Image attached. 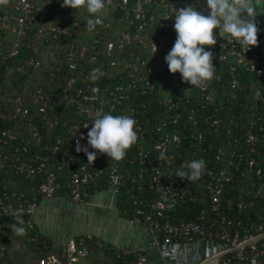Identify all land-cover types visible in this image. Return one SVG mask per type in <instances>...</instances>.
<instances>
[{"label": "trees", "instance_id": "obj_1", "mask_svg": "<svg viewBox=\"0 0 264 264\" xmlns=\"http://www.w3.org/2000/svg\"><path fill=\"white\" fill-rule=\"evenodd\" d=\"M134 1V0H133ZM191 0H182L179 4H187ZM197 1V0H196ZM38 19L36 28L65 23L73 32L68 36L69 43L75 50L86 46L90 49L94 45L93 31L72 28L75 19L89 14L83 8L69 12V8L62 7L63 0L53 1V7L45 5L46 0H37ZM198 3V1H197ZM199 4V3H198ZM106 19H112L119 25L118 18L121 13L111 14L106 8L102 11ZM123 25H126L125 23ZM99 46L104 48L108 39H117L109 29L101 30ZM217 40V35H216ZM33 31L24 39L21 53L4 60L0 56V106L9 102V99L21 94L29 96L28 92L38 95L41 93L44 100H40L44 110H33L30 118L32 126L24 128L16 119L9 120L0 116V125L19 134L18 139L10 145H5L4 151L8 154L5 165L0 164V197L12 201L14 205L19 201L32 200L33 184L22 180L16 173L15 159L12 151L26 161L28 157L35 159L37 155H49L54 163L60 184L57 196L71 195V179L75 171L85 165L92 178L82 183L83 191L87 196L97 190L111 187L110 173L113 166H117L122 174V183L117 195L119 206L124 215L130 219L137 212V207L142 210L150 209L167 189L177 194V201L167 210L170 219L174 222L192 221L206 210L211 209L208 199L207 185L223 172L224 179L223 204L232 217L240 215L246 220L264 222V197L261 196L264 179L250 171V142L249 131L254 133L258 140L254 157L255 168H264V79L257 77L243 67L236 60L229 58L220 60L213 46H209L213 53L214 74L220 75L219 79L211 80L207 87L192 86L184 83L180 73L172 74L169 71L165 57L167 51L152 53L138 46L130 47L135 51V56L125 58L126 53L115 51L111 56L101 53V62L85 63L89 69L100 68L104 73L95 83L100 90L95 94L99 96L96 101H83V106H102L100 99L107 94V89H114L123 85L125 89L136 76H129V71L134 69L125 66V62L138 65L146 60L152 67L151 76L155 79L154 89L143 93L140 87H145L146 80H138V87L127 89V98L117 103L111 113L114 116H131L136 121L137 141L130 149L126 150L125 157L120 161L110 160L106 154H100L88 145L89 151L97 153L94 163H88L87 155L76 151V144L70 132V125L84 121L93 122L80 112V102L67 104V98L74 96V90L66 95L63 85L73 74L79 75L69 69L66 62V50L59 49L60 56H49L39 67L25 65L23 70L17 67L26 63L33 54L35 47ZM38 43V40H37ZM42 45V43H41ZM44 47V46H39ZM38 56V54H37ZM116 62L113 64L112 62ZM146 70L147 67L145 66ZM8 73V75H7ZM147 74L143 70L141 74ZM232 74L238 79V87L232 88ZM143 80V81H142ZM83 84V78H77V86ZM252 89L259 90L260 99H253ZM138 90H140L138 92ZM48 96V98H46ZM131 109H134L133 112ZM54 112L57 122L50 134L39 141L33 137L34 131L45 136L47 122L44 115ZM140 128V129H139ZM89 132V131H88ZM87 132V134H88ZM86 134V137H87ZM31 138L28 144L27 140ZM157 145L165 147L164 152L156 148ZM15 146L20 149L16 151ZM29 151L23 148L27 147ZM58 149L54 151V147ZM12 147V149H10ZM193 160H203L206 168L200 179L196 181L182 180L174 174L177 170L188 171V164ZM44 177L36 180L40 183ZM68 182L70 185H68ZM16 195H13V194ZM254 194L255 205L251 209L239 212L238 199L248 200ZM264 195V194H263ZM22 199L19 200L18 197ZM85 196V198L87 197ZM25 203H27L25 201ZM231 211V212H230ZM23 221L25 231L22 235L12 232L10 226L18 223L16 215ZM8 215L0 214V264H39L41 259L57 258L62 264H133L135 255L126 253L116 248L103 246L96 238L82 236L74 240L75 259L68 257V245L59 244L53 238L42 233L34 225L33 218L25 211ZM33 223V225H31ZM86 250L81 253L80 250Z\"/></svg>", "mask_w": 264, "mask_h": 264}, {"label": "built area", "instance_id": "obj_2", "mask_svg": "<svg viewBox=\"0 0 264 264\" xmlns=\"http://www.w3.org/2000/svg\"><path fill=\"white\" fill-rule=\"evenodd\" d=\"M53 1L58 2L59 0H46L45 5L53 7ZM181 1L105 0V8L108 11V15L109 13H117L118 11L121 13L118 18L119 25H115L112 19H106L103 13H100L98 15L102 23L97 25L93 32L95 35L101 36V30L109 29L117 36V39H108L105 42L104 48H102L99 46L100 41L98 36H94V45L91 49L84 46L80 50H75L74 45L67 40L68 36L73 33L67 24H56L49 29L43 26L36 28L38 19L37 0H0V56L4 60L18 56L21 53L24 39L30 31H33V47H35V51L28 57L26 63L17 67L19 70H23L25 65L39 67L48 56L55 58L54 55L56 54V58H58L60 56L58 53L59 49H65V60L69 69L79 73V75H71L63 85L62 91L66 95L74 90V96L67 98L66 103L72 104L75 101H79L81 104L79 106L80 112L94 121L98 114L112 112L117 103H121L122 99H126V90L137 88L138 80H146L145 87H140V89H142L143 93H148L154 89L155 79L150 80L147 78L151 76L149 73H151L152 67L149 66L146 60H142L138 65L126 61L125 66H131L134 69V72L129 71V76H136L128 84L127 89L123 85H117L114 89H107L108 93L100 99L102 106L96 107L92 105L85 107L83 106V101H96L100 98L92 93L94 85L89 79L91 71L95 68L89 69L85 63L101 62L103 64L104 60L100 59L101 53L111 56L115 51L126 53L125 58L130 55L135 56V51H129L130 47L134 48L135 46L144 50L149 49L153 54H161L164 50L169 53L177 39V33L174 29V17L178 9L192 6L202 11L205 15L209 14L204 5L198 4L196 0H191L187 4H179ZM69 12L74 13L75 9L69 7ZM88 18H90V15L86 14L79 19H75L72 23V28L78 29V33H84V30L87 29L86 22ZM124 23L126 25H123ZM213 47L220 60L232 58L252 74L264 79V53L258 46H254L246 52L234 39H229L227 36L222 38L217 35V43ZM205 50L211 51L209 46H205ZM112 63L115 64L116 62ZM145 66L147 67L146 70L144 69ZM142 70L147 74H141ZM81 77L83 78V84L77 86V78ZM219 78L220 75L214 74L211 80ZM211 80L205 81L203 85L207 87L209 83L211 84ZM237 87L238 79L235 74H232V88ZM95 88L100 90L97 86ZM41 91L42 89L38 91V95L28 92L29 96L18 94L14 98L9 99V102L3 103L0 106V116L9 120L16 119L18 124L24 128L34 127L32 125L33 122L30 120L34 115L33 110L42 111L44 110V106L48 104L47 101H44L43 104L40 103V100H44ZM251 94L253 99L257 100L262 96L259 90L254 89H252ZM131 110L135 111L134 109ZM44 117L48 124L46 135L43 136L36 131L32 134L39 141H42V138L50 134L51 129H53L57 122V116L54 112L50 113V115L45 114ZM91 124L90 121H84L70 125L69 130L73 135L75 144L79 140L82 146H86L85 139H80V136L86 137L87 132L92 127ZM85 125H89V128H84ZM18 135L15 131L0 125L1 166L5 165L8 157L3 147L17 140ZM257 140L258 137L249 131V166L250 171L261 175V178L264 179V168L254 167L256 161L254 153ZM30 142L31 138H28L27 143L29 144ZM156 148L161 149L162 152L165 150V147L162 145H157ZM15 149L17 151L20 148L19 146H15ZM23 149L25 151L30 150L28 146ZM57 149L58 146H55L54 151ZM16 155L17 153L12 151L17 175L22 180H28L31 185L33 184L32 200L27 201L25 199L27 203L19 201L15 206L12 201L0 197V214H17L23 210L33 218L42 200L57 196L60 184L57 181V173L54 163L51 161V156L39 154L36 156L38 161L35 162V159L32 157H28L30 161H26L21 156L17 157ZM222 174L223 172L214 179L215 181L208 183L207 188L209 192L207 197L210 200L211 209L204 211L197 220L174 222L170 219L167 210L170 205L177 201V194L171 189H167L150 206V209L142 210L137 207V212L133 214L131 222L149 228L166 246H180L199 242L211 245V258L209 261L213 264H264V222L251 221L249 218L246 220V218L240 215L234 217L230 215L222 200L224 194L223 181L224 179L229 180V178L228 176L222 178ZM40 177H44V180L37 183L36 180ZM90 178H92V175L88 172V168L85 165L81 166L79 171L74 172L71 179L72 192L69 195L73 202L81 203L85 199V196L88 195L85 190L83 191L82 183L88 182ZM109 182L111 184L110 188L118 195L122 183V174L117 166H113ZM68 185H70L69 182ZM261 193V196L264 197V183L262 184ZM13 195L16 194L14 193ZM256 197L257 195L254 194L248 200L239 198L237 204L238 211L243 212L246 209L253 208L256 203L254 198ZM18 199L21 200L22 197L19 196ZM68 246V257L72 261L75 259V244L72 242ZM80 251L81 253L86 252L85 249ZM133 254L135 255V262L133 264H148L143 252L133 251ZM39 264H60V262L57 258L50 260L41 259ZM200 264H203V262Z\"/></svg>", "mask_w": 264, "mask_h": 264}, {"label": "clouds", "instance_id": "obj_3", "mask_svg": "<svg viewBox=\"0 0 264 264\" xmlns=\"http://www.w3.org/2000/svg\"><path fill=\"white\" fill-rule=\"evenodd\" d=\"M62 7H70L76 11L85 9L90 15L86 22L87 30L94 31L102 23L98 14L104 10L105 0H63ZM258 8L259 0H207L208 15L192 6L178 9L174 17L177 39L165 57L169 71L172 74L180 73L183 82L193 87H200L205 81L211 80L214 76L213 53L206 51L205 46L216 45V35L234 39L246 52L258 46ZM103 75L100 68H95L89 79L95 83ZM92 91L97 93L99 89L94 87ZM91 125L87 137L81 135L80 139H87L91 148L100 154H106L110 160H122L126 150L137 141L136 121L131 116L98 114ZM84 128H89V125ZM76 151L84 152L88 163H94L97 159V153L82 146L79 140ZM205 168L203 160H193L188 164V171L180 169L174 175L182 180L196 181L201 178ZM16 219L18 223L11 224L10 228L15 234L22 235L25 231L20 226L23 221L18 214ZM52 258L55 257L48 259Z\"/></svg>", "mask_w": 264, "mask_h": 264}, {"label": "crops", "instance_id": "obj_4", "mask_svg": "<svg viewBox=\"0 0 264 264\" xmlns=\"http://www.w3.org/2000/svg\"><path fill=\"white\" fill-rule=\"evenodd\" d=\"M197 1L207 8V0ZM257 15L258 47L264 53V0H259ZM119 205L117 194L110 187L97 190L81 203L73 202L69 196H56L40 202L33 223L63 245L88 236L103 246L143 252L148 264H213L209 261L211 245L199 242L166 246L149 228L131 222Z\"/></svg>", "mask_w": 264, "mask_h": 264}, {"label": "rangeland", "instance_id": "obj_5", "mask_svg": "<svg viewBox=\"0 0 264 264\" xmlns=\"http://www.w3.org/2000/svg\"><path fill=\"white\" fill-rule=\"evenodd\" d=\"M103 13V12H102Z\"/></svg>", "mask_w": 264, "mask_h": 264}]
</instances>
